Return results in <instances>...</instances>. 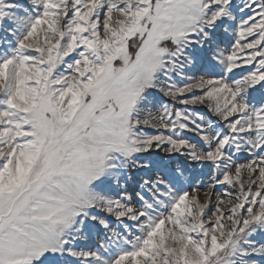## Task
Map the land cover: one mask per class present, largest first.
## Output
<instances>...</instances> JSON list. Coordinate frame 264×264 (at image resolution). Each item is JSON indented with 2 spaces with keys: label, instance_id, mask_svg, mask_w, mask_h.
Returning <instances> with one entry per match:
<instances>
[{
  "label": "snow or ice",
  "instance_id": "snow-or-ice-1",
  "mask_svg": "<svg viewBox=\"0 0 264 264\" xmlns=\"http://www.w3.org/2000/svg\"><path fill=\"white\" fill-rule=\"evenodd\" d=\"M0 30V264H264V0H0Z\"/></svg>",
  "mask_w": 264,
  "mask_h": 264
},
{
  "label": "rangeland",
  "instance_id": "rangeland-1",
  "mask_svg": "<svg viewBox=\"0 0 264 264\" xmlns=\"http://www.w3.org/2000/svg\"><path fill=\"white\" fill-rule=\"evenodd\" d=\"M6 36V32H4L3 30H0V39L4 38ZM14 46V45H13ZM239 162L243 163L244 160L241 159ZM201 195L203 196V193H201ZM259 239V238H258Z\"/></svg>",
  "mask_w": 264,
  "mask_h": 264
}]
</instances>
